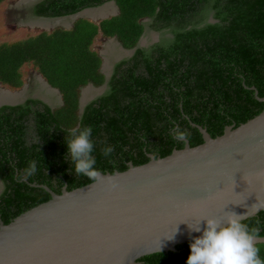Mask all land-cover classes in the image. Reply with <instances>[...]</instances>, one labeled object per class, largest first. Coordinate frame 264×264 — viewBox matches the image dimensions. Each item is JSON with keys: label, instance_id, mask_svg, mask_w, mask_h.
Returning <instances> with one entry per match:
<instances>
[{"label": "trees", "instance_id": "1", "mask_svg": "<svg viewBox=\"0 0 264 264\" xmlns=\"http://www.w3.org/2000/svg\"><path fill=\"white\" fill-rule=\"evenodd\" d=\"M108 1L116 2L117 16L98 23L79 19L70 30L58 27L0 44L1 86L19 91L21 69L29 64L64 100L54 114L46 108L33 112L34 101L0 107V221L5 225L51 198L34 185L60 194L65 184L71 191L92 182L75 173L66 144L72 128L92 127L95 167L112 174L127 170V162H148L147 153L163 158L181 150L183 139L190 147L202 144L197 126L216 138L226 126L236 128L264 110V102L255 97L256 92L264 98V0H44L34 12L62 17ZM145 23L170 36L148 49L137 48L116 67L109 91L80 115V90L104 82L94 40L115 37L124 49H133ZM140 66L145 74L137 73ZM124 129L128 133L122 134ZM30 133L36 142H27ZM105 146L113 147L108 157L102 155ZM33 161L36 171L28 175ZM242 223L258 228V238H264V210ZM190 243L137 263L187 264ZM255 246L264 261V243Z\"/></svg>", "mask_w": 264, "mask_h": 264}, {"label": "water", "instance_id": "2", "mask_svg": "<svg viewBox=\"0 0 264 264\" xmlns=\"http://www.w3.org/2000/svg\"><path fill=\"white\" fill-rule=\"evenodd\" d=\"M103 6L50 20L67 18L72 26L85 11ZM79 106L82 113L85 104ZM197 128L202 144L190 147L183 139L181 150L128 163L127 170L102 173L83 187L55 194L35 185L51 198L7 225L0 221V264H138L201 236L189 225L204 218L224 220L235 212L246 220L263 211L264 110L216 138Z\"/></svg>", "mask_w": 264, "mask_h": 264}, {"label": "clouds", "instance_id": "3", "mask_svg": "<svg viewBox=\"0 0 264 264\" xmlns=\"http://www.w3.org/2000/svg\"><path fill=\"white\" fill-rule=\"evenodd\" d=\"M111 3H114V5ZM105 4L106 5L110 4L111 6L117 8L115 10V13L111 15L112 17L117 16L119 14V9L115 1H108L105 2L103 5ZM32 16L41 19L59 18V17L37 16L35 14H33ZM109 18L111 17L109 16L107 19ZM99 21L93 23H98ZM147 21L148 19L143 20V22H147ZM74 23L70 28H63V27L61 28L65 30H70L72 29ZM54 29H51L49 31L44 29H39V30L40 32H51ZM146 29L149 28L145 26V30ZM101 38L106 39L103 37ZM107 39H109L108 41H112L116 43L121 49L127 51L128 53H131V51L134 50V48L128 50L124 49L121 46V44L117 40H115L116 39L115 37L107 38ZM141 39L142 36L139 40V43ZM34 77L37 79L39 86L41 85L42 82H44V84H47V81L42 77L41 74L35 75ZM25 86H26V81L24 79V84L19 91H21ZM2 87L0 85L1 89L9 90ZM100 87L95 88L89 85L86 88L87 89L90 88L91 91H93L99 89ZM80 102L78 103V105L80 104ZM84 104H86V102ZM2 106H10V105L7 104L0 105V107ZM11 106H14V104ZM92 136H93V129L91 126H85L83 128L80 127L72 128L67 134L66 144H67L68 154L74 165L75 173L78 176L86 177L90 181H98L102 178V173L95 167L96 157L93 155V153L96 148V141L92 139ZM112 152H113L112 146H105L102 149V155L105 157L110 156ZM26 171L28 175H32L33 173H35L36 163L34 161L30 162V166ZM242 220H243V215L237 214L235 212H230L227 215V218L224 220L208 217L202 219L200 223L195 227L189 225L192 231L195 232L202 231V235L198 237H193L192 242L190 243L191 254L187 259V264H264V261H262L259 257V249L255 246L256 240L259 236V229L255 227L249 228L247 224L242 223ZM202 221L205 223L203 230L200 227Z\"/></svg>", "mask_w": 264, "mask_h": 264}, {"label": "rangeland", "instance_id": "4", "mask_svg": "<svg viewBox=\"0 0 264 264\" xmlns=\"http://www.w3.org/2000/svg\"><path fill=\"white\" fill-rule=\"evenodd\" d=\"M22 1L24 2L25 0H4L0 4V44L12 43L15 41H20L22 39L28 38L30 36H33V35L39 33L40 32L39 29H44L47 31L51 30V28H48V29L40 28L39 26H36L35 24L29 25L28 24L29 19L26 18L27 16L22 15V10H23L22 7L24 6ZM108 5L110 6V4H108ZM110 8H114V7L111 6ZM26 9L29 12V8H26ZM99 9H103V8H99ZM28 12H26V13H28ZM85 13H86V11L83 13V17L89 18L87 20H89L90 22H92L94 20L95 21L98 20V19H95V18L93 19V18H90L89 16H86ZM112 14H114V12L111 14H108V15L111 16ZM31 17L32 16L30 15L29 18L31 19ZM32 18H34V17H32ZM63 22L60 23V26L57 25V27L70 28V26H68V27L65 26V24ZM52 29H54V28H52ZM152 31H154V30H152V29H146L145 30L144 34L142 35L140 45L148 46V42L150 44L151 41H156V39L158 38V33L157 32L155 33ZM149 36H151L150 39H149ZM109 45H114V42L110 41V42L106 43L105 40L103 41V39L101 37L100 38L98 37L97 39H95L93 42V45H92V48L94 50L98 51L99 54H101L102 62L104 63V65L111 64V63L115 62L112 60V58H114V57L108 58V59H110V61H106V59H107L106 58V53H107L106 51L110 52L112 49V47L109 48ZM116 48L119 49V46L117 44H116ZM113 50H117V49L113 48ZM32 69H33L32 65H29V64L24 65V67L21 69V73H22V75L26 81L27 87L25 86L21 91H19V93L23 92L24 94H27V91L29 92V90L26 89V88H28V86H29V88H31V87L36 88L39 86L37 79L35 78V80H34V74L32 72ZM88 89L86 88L83 91L84 93H83V97L81 99V102H83V104L86 102L87 98L85 99V92ZM0 91H8V90L0 88ZM88 93H89L88 94V96H89V95H91L90 93H92V91L90 90V91H88ZM4 104H15V103L8 102V103H4ZM0 105H2V104H0ZM2 190H3V186L0 183V193Z\"/></svg>", "mask_w": 264, "mask_h": 264}, {"label": "flooded vegetation", "instance_id": "5", "mask_svg": "<svg viewBox=\"0 0 264 264\" xmlns=\"http://www.w3.org/2000/svg\"><path fill=\"white\" fill-rule=\"evenodd\" d=\"M43 2V1H42ZM41 3V2H40ZM40 3H37L34 7H32L31 8V14H35V7L38 5V4H40ZM109 6V5H108ZM111 6V5H110ZM106 7V6H105ZM104 7V8H105ZM93 10V9H92ZM92 10H88V12L89 11H92ZM27 15H28V13H27ZM36 15V14H35ZM37 16H39V15H37ZM90 17V16H89ZM110 17H112V16H110ZM90 18H95V17H90ZM58 20H60V19H58ZM211 20L212 19H210L209 20V22H211ZM95 21V20H94ZM148 25V23H145V26H147ZM60 26V25H59ZM55 27V26H54ZM54 27H52V28H54ZM57 27V26H56ZM148 27V26H147ZM164 36L165 37H168V36H170L169 34H164ZM164 36H161V34L158 32V38L156 39V41H151V43L149 44V42H148V46H144V45H139V42H138V44H137V46L134 48V51H132L131 53H128V52H124V53H122L121 52V54L120 53H115V56H114V58H112V60H114V59H117V57H118V60H116L115 62H113V63H111V64H107V65H104V63L102 62L101 63V66H100V69H99V72H100V74H102L103 76H104V82H103V84H102V86L104 87L105 86V88H104V90L103 89H101V90H98V89H96V90H93L92 91V93H90L91 95H89L88 96V94L86 95L85 94V99H86V104H85V107L88 105V104H90L91 102H94V101H96L97 99H99L100 97H102L105 93H107L108 91H109V82H110V80H111V78H112V76H113V74H114V72H115V69H116V67L118 66V65H120L123 61H126V60H128V59H130L133 55H134V53H135V51H136V49L137 48H142V49H148V48H150L151 46H153V45H155V44H157V43H159L162 39H164L165 37ZM150 37L151 36H149V39H150ZM110 38H113V37H110ZM105 40V42L107 43L108 42V40L109 39H103V41ZM115 40H117V39H115ZM114 47H116V46H114ZM114 49H117V48H114ZM127 50V49H126ZM113 51H115V50H113ZM97 53H98V51H97ZM109 53H112V51H110ZM99 54V53H98ZM99 56L101 57V54H99ZM101 60H102V57H101ZM123 67V66H122ZM137 70V73H142V74H145V69L142 67V66H140L139 68H137L136 69ZM32 72H33V74H34V76L35 75H40L37 71H35L34 69H32ZM34 80H35V77H34ZM47 87L50 89V90H53V91H56V94L55 95H48L47 94V92H46V90L44 89V88H41L40 86H38V87H36V88H29V86H28V88H27V90H29V92L27 91V94H26V96H25V98L23 99V101H21V102H17V103H15L14 104V106H18V105H24V104H26L28 101H34V102H37V104H32L31 105V108H32V111L33 112H36L37 111V109H40V111H44V108H46V109H48L49 110V112L50 113H52V114H54V112L55 111H57V109H60V108H62L63 106H64V100H63V94L61 93V91L60 90H58L57 88H54V87H52L51 86V84L49 83V82H47ZM93 86L92 84H87L85 87H83L81 90H80V94H79V98H78V102H80L81 101V99H82V96H83V91L86 89V87L87 86ZM101 86V87H102ZM93 87H95V86H93ZM95 88H97V87H95ZM19 93V92H18ZM40 103V104H39ZM80 105V104H79ZM85 109V108H84ZM79 114L80 115H82L83 114V111H82V113H81V111H80V109H79ZM29 126L30 125H32V121H30L29 123ZM30 128H32V126H30ZM33 129V128H32ZM124 133H128V130L127 129H124L123 130V132H122V134H124ZM30 135L31 136H29L27 139V142L28 143H31V142H36V140H33L32 141V139H36V135L35 134H32V133H30ZM116 135H119L118 133L116 134ZM115 154V153H114ZM146 156L148 157V159H150L149 158V156H152V157H154V158H158V157H155L153 154H150V153H147L146 154ZM120 157H119V155H118V153H116V155H115V160L116 161H120L121 160V158L119 159ZM128 163H131V162H127V165H128ZM74 177L76 178V174H74ZM1 181V180H0ZM56 181V180H55ZM1 183H2V186H3V190H4V184H3V182L1 181ZM35 186V185H34ZM44 186V185H43ZM63 188H65L66 190H67V185L65 184L63 187H61V191H62V189ZM3 190L1 191V193L3 192ZM50 190V189H49ZM51 191V190H50ZM53 192V191H52ZM1 193H0V195H1ZM54 193V192H53ZM56 194V193H55Z\"/></svg>", "mask_w": 264, "mask_h": 264}, {"label": "bare ground", "instance_id": "6", "mask_svg": "<svg viewBox=\"0 0 264 264\" xmlns=\"http://www.w3.org/2000/svg\"><path fill=\"white\" fill-rule=\"evenodd\" d=\"M37 2H39V0H25L24 2L22 1V3L24 4V6L22 7V9H23L22 10V15L27 16L26 18L29 19V21H28V24L29 25L35 24L36 26H39L40 28H46V29L51 28L52 29V27L57 26V25H60V23H62L64 21L63 23L65 24V26H67V27L68 26H71V21L67 20V18H63V19H60V20H58V19H53V20H50V19H41V18H36V17L32 18L33 16L31 15V8ZM105 6L101 7L103 9H96V10H92V11H89V12L87 10L86 13H85V15L86 16H90V17H95V19H98L97 21H99V17L109 16L108 14H111V12H112V11L110 12L107 9L108 7H111V6H108V4L105 5ZM26 8H29V12H28V10ZM26 12H28V15L29 16L27 15ZM30 15L32 16L31 19L29 18ZM84 19H89V18H84ZM97 21H93V22H97ZM54 28H56V27H54ZM108 42H110V41H108ZM113 46H116V44L114 43V45H109V48L112 47V49H111L112 53H109L108 51H106L107 52L106 53V58H107L106 61H110V59H108V58L114 57L115 56V53H119L120 51L122 53L127 52V51L121 50L120 47H119V50L120 51L118 50V48H117V50L113 51V48H116V47H113ZM117 59H118V57H117ZM40 87L41 88H44L45 87L44 89L46 90V92H47L48 95L49 94L50 95H55L56 94V91L50 90L48 88L49 86L47 87V85L44 84V82L41 83ZM90 90H91L90 88L88 90H86L85 94L86 95L89 94L88 91H90ZM25 96H26V94H24L23 92L22 93L13 92V91L11 92L9 90L8 91H0V104H4V103H8V102L17 103V102H20L21 100L23 101V99L25 98Z\"/></svg>", "mask_w": 264, "mask_h": 264}, {"label": "crops", "instance_id": "7", "mask_svg": "<svg viewBox=\"0 0 264 264\" xmlns=\"http://www.w3.org/2000/svg\"><path fill=\"white\" fill-rule=\"evenodd\" d=\"M107 9H108L110 12H111V11H112V12H115V10H114L113 8L108 7ZM112 12H111V13H112ZM119 53L121 54V51H120Z\"/></svg>", "mask_w": 264, "mask_h": 264}]
</instances>
